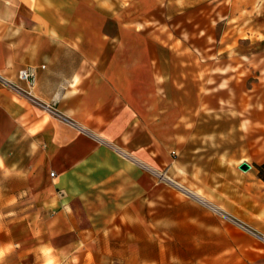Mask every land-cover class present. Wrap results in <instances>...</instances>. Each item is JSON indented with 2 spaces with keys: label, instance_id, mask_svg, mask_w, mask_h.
<instances>
[{
  "label": "crops",
  "instance_id": "0c3cea01",
  "mask_svg": "<svg viewBox=\"0 0 264 264\" xmlns=\"http://www.w3.org/2000/svg\"><path fill=\"white\" fill-rule=\"evenodd\" d=\"M242 3L264 0H0V264L81 260L103 204L133 218L121 196L160 172L187 181L202 240L264 248V103L228 55Z\"/></svg>",
  "mask_w": 264,
  "mask_h": 264
},
{
  "label": "rangeland",
  "instance_id": "374dc122",
  "mask_svg": "<svg viewBox=\"0 0 264 264\" xmlns=\"http://www.w3.org/2000/svg\"><path fill=\"white\" fill-rule=\"evenodd\" d=\"M225 1L228 4L229 0ZM236 3L235 11L240 6L239 2ZM242 6L241 22L233 16L230 18L229 38L233 47L228 55L233 58V66L239 55L248 58L247 63L244 62L248 80L242 82L237 77L232 86L241 89V93L248 97V107H254L257 103H264L256 98V93L264 94V28H261L264 25V5L260 13L256 11L255 3H242ZM239 73V69L232 71L233 76ZM151 179V192L146 196L138 191L121 196L127 202L135 200L137 206L141 204L142 210L136 211L133 218L127 219L123 212L119 214L114 208L111 210V204H103L102 210L96 214L98 226L92 228L93 233L97 231L98 239L102 234V239L89 241L86 256L81 260L73 259L72 264H264V248L256 247V241L241 246L245 231L239 227H233L228 233L231 246L217 241L207 242L198 236V228L192 226L194 211L191 206L200 203L192 194H186L191 193L186 180H177L171 177V173L161 172L153 173ZM215 215L229 220L224 212L217 211Z\"/></svg>",
  "mask_w": 264,
  "mask_h": 264
},
{
  "label": "built area",
  "instance_id": "2783aa9c",
  "mask_svg": "<svg viewBox=\"0 0 264 264\" xmlns=\"http://www.w3.org/2000/svg\"><path fill=\"white\" fill-rule=\"evenodd\" d=\"M18 79L26 86V90L21 92L31 98V91L33 90L36 83V75L34 70L31 68H26L19 71Z\"/></svg>",
  "mask_w": 264,
  "mask_h": 264
},
{
  "label": "trees",
  "instance_id": "16d2710c",
  "mask_svg": "<svg viewBox=\"0 0 264 264\" xmlns=\"http://www.w3.org/2000/svg\"><path fill=\"white\" fill-rule=\"evenodd\" d=\"M255 168L258 171V176L260 179L264 180V175H262V172H264V164L260 165V166H255Z\"/></svg>",
  "mask_w": 264,
  "mask_h": 264
},
{
  "label": "water",
  "instance_id": "95a60500",
  "mask_svg": "<svg viewBox=\"0 0 264 264\" xmlns=\"http://www.w3.org/2000/svg\"><path fill=\"white\" fill-rule=\"evenodd\" d=\"M249 169H250V166L248 164H246V163H242V164L239 165V170H241V171L245 172V171H247Z\"/></svg>",
  "mask_w": 264,
  "mask_h": 264
}]
</instances>
